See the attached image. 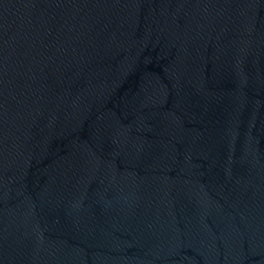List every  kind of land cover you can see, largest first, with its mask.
Masks as SVG:
<instances>
[{
  "label": "water",
  "instance_id": "obj_1",
  "mask_svg": "<svg viewBox=\"0 0 264 264\" xmlns=\"http://www.w3.org/2000/svg\"><path fill=\"white\" fill-rule=\"evenodd\" d=\"M0 264H264V0H0Z\"/></svg>",
  "mask_w": 264,
  "mask_h": 264
}]
</instances>
